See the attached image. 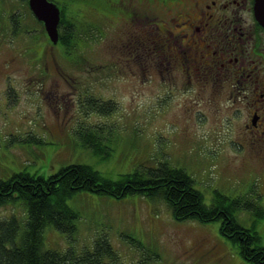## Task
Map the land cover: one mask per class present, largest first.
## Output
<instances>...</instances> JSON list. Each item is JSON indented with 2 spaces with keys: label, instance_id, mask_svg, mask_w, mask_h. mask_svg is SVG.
I'll return each instance as SVG.
<instances>
[{
  "label": "rangeland",
  "instance_id": "rangeland-1",
  "mask_svg": "<svg viewBox=\"0 0 264 264\" xmlns=\"http://www.w3.org/2000/svg\"><path fill=\"white\" fill-rule=\"evenodd\" d=\"M80 1H66L69 15L76 7L78 25L92 22L95 28L89 45L82 47L86 62L79 66L63 59L61 46H40L44 33L26 4L0 0V180L23 171L48 178L77 163L117 178L139 162L161 161L164 154L191 175L207 202L217 189L230 196L251 191L261 193L264 206V163H254L250 150L238 147L235 131L217 136L222 126L213 128L204 114L183 111L182 99L178 106V98H161L156 50L147 57L132 45L146 40L144 30L155 34L173 16V6L147 0ZM33 26L39 29L35 38V33L14 32ZM38 53L42 60L35 58ZM151 60L155 67L147 73ZM90 103L97 107L89 108ZM81 127L107 139L113 150L108 160L99 161L84 144ZM68 205L80 216L77 229L64 235L46 227L44 248L71 249L79 256L91 252L92 258L80 264L100 258L94 252L97 243L112 250L101 264H249L220 234V223L176 221L163 201L81 192ZM237 215L243 225H252L250 213ZM12 217L25 223L22 202L0 207V219ZM256 228L264 239V220Z\"/></svg>",
  "mask_w": 264,
  "mask_h": 264
},
{
  "label": "trees",
  "instance_id": "trees-1",
  "mask_svg": "<svg viewBox=\"0 0 264 264\" xmlns=\"http://www.w3.org/2000/svg\"><path fill=\"white\" fill-rule=\"evenodd\" d=\"M18 1L26 4L35 25H39L44 33V43H40V46L43 45L48 50L52 46H61L63 59L68 61V64L76 63L80 66L86 62L82 47L89 45L87 37L93 35L95 26L91 25L92 22L90 25H78L75 19V13L78 11L76 7L69 15L67 0H50L56 3L61 11L59 40L54 44L47 35L44 23L31 11L29 0ZM68 1L76 5L82 3L80 0ZM147 1L165 4V0ZM88 6L97 10V6ZM37 26H33L29 31L16 27L14 32L35 33L32 35V38H35L37 30L39 31ZM34 50L37 48L34 47ZM35 58L42 60L43 53H38ZM58 75L64 76L62 70ZM90 104L88 106L91 109L97 107L95 103ZM204 115L207 120V114ZM78 129L84 144L92 149L98 160H108L113 150L107 145V139L100 133L93 132V129ZM153 161L139 162L132 170L117 175V178L97 170L92 164L77 163L62 168L48 178L23 171L7 180H0V207L20 201L25 206L27 215L25 223H19L16 217L0 219V264H80V260L91 256L89 251H84L85 255L79 256V253L71 249L56 251L44 248L43 235L46 227L53 226L64 235H71L77 229L80 216L68 205V199L81 192L115 199L139 196L152 202L163 201L168 204L176 221L220 223V234L231 242L247 263L264 264V239L256 228L257 224L264 220L260 192L257 194L250 191L249 194L230 196L217 189L212 191L211 200L207 202L203 192L196 188L194 179L184 168L174 166L164 154L161 155V161ZM238 212L250 213L252 225H243L238 219ZM94 252L96 257H100L93 258L94 264H101V258L111 256L112 250L108 251L97 243Z\"/></svg>",
  "mask_w": 264,
  "mask_h": 264
},
{
  "label": "flooded vegetation",
  "instance_id": "flooded-vegetation-1",
  "mask_svg": "<svg viewBox=\"0 0 264 264\" xmlns=\"http://www.w3.org/2000/svg\"><path fill=\"white\" fill-rule=\"evenodd\" d=\"M164 3L173 16L132 43L147 57L156 50L161 98H178V106L182 99L183 111L207 114L213 128L222 126L217 136L235 131L238 147L264 163V26L256 0ZM155 66L147 61L146 72Z\"/></svg>",
  "mask_w": 264,
  "mask_h": 264
},
{
  "label": "water",
  "instance_id": "water-1",
  "mask_svg": "<svg viewBox=\"0 0 264 264\" xmlns=\"http://www.w3.org/2000/svg\"><path fill=\"white\" fill-rule=\"evenodd\" d=\"M29 6L35 17L44 23L49 39L56 44L59 40V23L61 11L59 6L50 0H29ZM255 16L264 26V0H256Z\"/></svg>",
  "mask_w": 264,
  "mask_h": 264
}]
</instances>
